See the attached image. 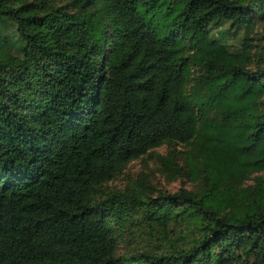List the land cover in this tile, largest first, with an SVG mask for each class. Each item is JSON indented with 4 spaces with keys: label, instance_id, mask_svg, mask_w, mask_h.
<instances>
[{
    "label": "trees",
    "instance_id": "1",
    "mask_svg": "<svg viewBox=\"0 0 264 264\" xmlns=\"http://www.w3.org/2000/svg\"><path fill=\"white\" fill-rule=\"evenodd\" d=\"M0 22V264H264V178L241 187L264 172V0H0ZM176 145L199 190L106 191Z\"/></svg>",
    "mask_w": 264,
    "mask_h": 264
},
{
    "label": "rangeland",
    "instance_id": "2",
    "mask_svg": "<svg viewBox=\"0 0 264 264\" xmlns=\"http://www.w3.org/2000/svg\"><path fill=\"white\" fill-rule=\"evenodd\" d=\"M216 34V31L213 32ZM0 34L6 36L9 41L17 39L15 28L12 25L0 22ZM236 40V41H235ZM232 41L233 44L238 45L237 37ZM230 43V42H229ZM231 43V44H232ZM13 55L16 52L12 51ZM199 150L198 158L202 160L203 154H201V145H194ZM194 150L190 146H163L159 149L153 150L150 154L131 162L121 175L116 177L113 181L106 185V191H123L126 188H132L135 183H141L150 185L152 195L155 196L158 192L175 193L180 189L186 191H197L199 183L194 179L191 180L188 176V162L186 161V153L193 152ZM172 153L175 156V163L182 169V173L177 175L174 168L166 167L161 161V157H166L168 153ZM197 153V152H196ZM198 175H200L198 173ZM264 178V172L251 173L247 177L242 179L241 187L247 193L253 194L259 190V184ZM236 182V181H233ZM232 184V182H231ZM149 239L144 236L140 240H137L130 245L125 242H120L119 254L131 251L130 247H143L149 245Z\"/></svg>",
    "mask_w": 264,
    "mask_h": 264
}]
</instances>
